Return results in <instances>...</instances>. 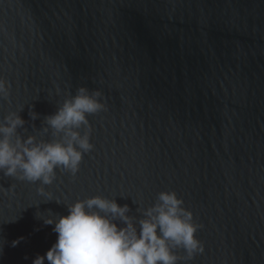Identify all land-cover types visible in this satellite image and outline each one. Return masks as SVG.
Instances as JSON below:
<instances>
[{
	"label": "water",
	"instance_id": "water-1",
	"mask_svg": "<svg viewBox=\"0 0 264 264\" xmlns=\"http://www.w3.org/2000/svg\"><path fill=\"white\" fill-rule=\"evenodd\" d=\"M0 78V123L17 113L25 139L52 140L45 117L80 87L105 105L75 176L0 173V264L44 256L66 205L114 199L138 227L161 192L202 226L178 264H264V0H0Z\"/></svg>",
	"mask_w": 264,
	"mask_h": 264
},
{
	"label": "clouds",
	"instance_id": "clouds-1",
	"mask_svg": "<svg viewBox=\"0 0 264 264\" xmlns=\"http://www.w3.org/2000/svg\"><path fill=\"white\" fill-rule=\"evenodd\" d=\"M8 95L7 82L0 78V98ZM100 97L99 91L90 94L80 87L76 95L65 99L55 114L45 117L43 130H51L50 141L20 137L17 129L25 121L17 113L7 115L0 123V173L43 186L53 184L56 170L75 176L84 154L94 148L87 116L104 110ZM30 115L38 118L34 112ZM81 128L86 129L83 135ZM37 191L52 200L44 187ZM183 204L175 192H161L157 203L143 211L137 227L127 204L120 206L100 196L76 201L66 205L68 215L44 219L45 225H54L57 240L32 264H178L177 248L185 250L191 260L204 250L195 235L202 226L194 223L192 212ZM19 243L13 241L12 246Z\"/></svg>",
	"mask_w": 264,
	"mask_h": 264
}]
</instances>
